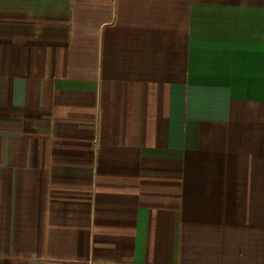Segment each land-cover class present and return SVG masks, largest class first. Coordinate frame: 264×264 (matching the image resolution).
<instances>
[{
    "label": "crops",
    "instance_id": "1",
    "mask_svg": "<svg viewBox=\"0 0 264 264\" xmlns=\"http://www.w3.org/2000/svg\"><path fill=\"white\" fill-rule=\"evenodd\" d=\"M0 264H264V0H0Z\"/></svg>",
    "mask_w": 264,
    "mask_h": 264
}]
</instances>
